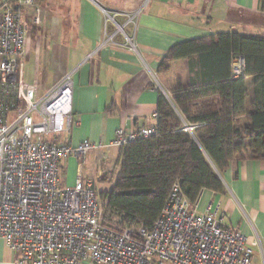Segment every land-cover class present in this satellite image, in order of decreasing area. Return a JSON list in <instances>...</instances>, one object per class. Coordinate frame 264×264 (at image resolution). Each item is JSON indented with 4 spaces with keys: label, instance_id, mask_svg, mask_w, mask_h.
Listing matches in <instances>:
<instances>
[{
    "label": "crops",
    "instance_id": "obj_1",
    "mask_svg": "<svg viewBox=\"0 0 264 264\" xmlns=\"http://www.w3.org/2000/svg\"><path fill=\"white\" fill-rule=\"evenodd\" d=\"M262 1L35 0L41 9L38 24L33 9H24L23 83L41 97L71 74L70 130L57 140L101 146L83 162L75 157L61 162L60 185L72 187L79 177L99 197L106 195L120 153L111 145L115 131L154 127L159 95L166 97L177 80L181 88L189 87L188 58L172 62L167 74L158 73L165 52L220 33L264 36ZM124 35L133 36L136 51L128 48ZM247 80L250 92L251 78ZM220 178L225 192L203 190L197 210L219 202L223 223L246 238L250 264H264V160L234 162Z\"/></svg>",
    "mask_w": 264,
    "mask_h": 264
},
{
    "label": "built area",
    "instance_id": "obj_2",
    "mask_svg": "<svg viewBox=\"0 0 264 264\" xmlns=\"http://www.w3.org/2000/svg\"><path fill=\"white\" fill-rule=\"evenodd\" d=\"M27 8L38 24L35 0H0V243L14 255L9 264H250L252 250L237 228L223 223L220 203L198 211L177 182L151 227L106 213L105 201L79 177L72 187L60 185L61 162H83L101 146L57 140L70 130L71 74L41 97L23 83L21 13ZM124 37L136 51L133 36ZM243 71V59L235 60L233 77ZM155 133V127H119L111 145L121 148Z\"/></svg>",
    "mask_w": 264,
    "mask_h": 264
},
{
    "label": "trees",
    "instance_id": "obj_3",
    "mask_svg": "<svg viewBox=\"0 0 264 264\" xmlns=\"http://www.w3.org/2000/svg\"><path fill=\"white\" fill-rule=\"evenodd\" d=\"M187 58L189 87L159 95L155 135L120 148L111 189L100 197L106 213H123L127 223L151 227L175 182L194 205L203 190L225 192L220 175L232 163L264 160V36L220 33L176 44L158 73ZM237 59L244 71L234 78Z\"/></svg>",
    "mask_w": 264,
    "mask_h": 264
},
{
    "label": "rangeland",
    "instance_id": "obj_4",
    "mask_svg": "<svg viewBox=\"0 0 264 264\" xmlns=\"http://www.w3.org/2000/svg\"><path fill=\"white\" fill-rule=\"evenodd\" d=\"M170 70V68H169ZM169 72V71H168ZM168 72L166 73H163V74H167ZM181 81L180 80H177L175 81L174 83H171L170 84V87H168V92L169 94H166V98L167 99H170V95L173 91H176L178 89H183L181 88ZM116 168H112L111 169V177L114 175V172H115ZM13 257L14 255L12 253H10L4 246L2 243H0V264H9L12 260H13Z\"/></svg>",
    "mask_w": 264,
    "mask_h": 264
}]
</instances>
